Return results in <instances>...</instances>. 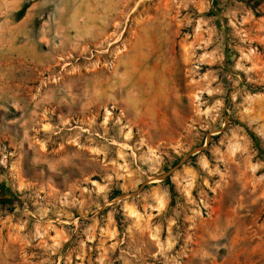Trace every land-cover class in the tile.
Instances as JSON below:
<instances>
[{"label":"rangeland","instance_id":"rangeland-1","mask_svg":"<svg viewBox=\"0 0 264 264\" xmlns=\"http://www.w3.org/2000/svg\"><path fill=\"white\" fill-rule=\"evenodd\" d=\"M260 85L264 0H0V264H264Z\"/></svg>","mask_w":264,"mask_h":264},{"label":"trees","instance_id":"trees-1","mask_svg":"<svg viewBox=\"0 0 264 264\" xmlns=\"http://www.w3.org/2000/svg\"><path fill=\"white\" fill-rule=\"evenodd\" d=\"M25 11V8L22 10ZM252 89L254 90H264V85L260 86H252ZM168 183L170 184L171 191L174 193V185L171 182L170 178H167ZM14 200V193L12 192L11 188H9L5 184L0 183V204L5 205L8 203H12Z\"/></svg>","mask_w":264,"mask_h":264}]
</instances>
